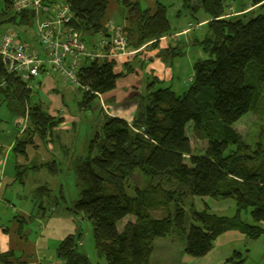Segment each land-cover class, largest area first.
Masks as SVG:
<instances>
[{"label": "trees", "instance_id": "trees-1", "mask_svg": "<svg viewBox=\"0 0 264 264\" xmlns=\"http://www.w3.org/2000/svg\"><path fill=\"white\" fill-rule=\"evenodd\" d=\"M47 1L70 5L71 26L84 41L106 33L110 0ZM236 2L234 14L227 11L226 0H184L188 9H204L212 17L198 41L206 58L194 63L189 86L176 92L152 81L139 96L131 122L106 116L88 155L71 159L80 196L68 211L91 223L95 249L106 264H151L154 241L176 233L186 236L184 252L193 259L208 255L215 240L229 231L251 241L264 236V0ZM121 5L129 8L130 24L124 30L130 48L150 42L157 47L170 34L167 5L158 3L154 13L139 2L122 0ZM32 21L29 12L14 11L12 0H0V23L25 30ZM250 64L261 68L257 86L247 82ZM114 67L115 61L106 59L84 63L78 72L83 109L116 88L125 74L115 73ZM0 84V104L27 120L14 151L26 156L38 147L37 140L54 142L63 119L50 115L19 77L6 73L1 59ZM249 113L262 122L253 144L236 128ZM188 127L193 139L207 142L203 154H194ZM50 169L56 171L54 164ZM205 197L234 200L237 214L230 218L208 208L197 211L194 199ZM158 210L164 211L161 217L153 215ZM243 212H249L252 224L243 221ZM128 216L133 220L118 229ZM82 238L81 231L69 235L57 247L56 263L38 264H92L80 250ZM229 261L244 264L246 259L235 252ZM0 264L28 263L7 251L0 252Z\"/></svg>", "mask_w": 264, "mask_h": 264}, {"label": "crops", "instance_id": "crops-1", "mask_svg": "<svg viewBox=\"0 0 264 264\" xmlns=\"http://www.w3.org/2000/svg\"><path fill=\"white\" fill-rule=\"evenodd\" d=\"M127 1L132 4L139 2L142 8L144 2L151 13H154L158 3L167 5L171 32L169 35L160 38L157 47H153L152 42L147 43L141 47L142 50L137 54L127 58L120 57L115 62V73H124L125 75L117 81L116 88L113 91L101 95L96 101L101 109V125L106 116L118 117L131 122L137 109L139 96L145 92L148 85L150 86L154 80L158 82L156 87L171 86L176 92L183 91L193 79L194 63L198 59L206 58L202 49L198 46L200 38L197 35L199 31L204 32L208 22L212 20L211 15L204 9L198 11L189 9V14L182 19L183 10L181 8H185V3L183 2L180 5V0L177 4H167L162 0ZM118 2L110 0L104 21L105 26L108 21H113L114 16L112 13L119 10ZM233 4L230 5L227 11L235 14L239 6L237 2ZM120 13H122V22H114L126 29L130 24L128 20L129 8L126 9V12L121 11ZM171 15H173V21L170 18ZM85 42L91 48L95 43L94 36L87 38ZM185 58L186 61H184ZM183 72L187 73L188 76L185 77L187 74H183ZM51 75L57 76L54 73L46 72L40 78L39 82L41 87L44 88L43 95L47 97V102L43 101L42 98H39V102L42 103L50 115L63 119L57 129V137L54 142L45 145L37 140L36 146L38 147L29 149L26 156H21L14 151V148L17 139L27 126L26 118L24 120L22 117H17L15 122L18 133H16L15 138L14 136H12L13 138H6L4 135L6 128L3 127V119L0 118V252L13 251L21 262L28 264L56 263V250L59 243L69 235L77 234L81 230L80 223L86 221L83 217L68 211L74 201L68 203L64 196H62L64 198L62 199L64 204L62 210L58 208L59 203L58 205L54 203V206L48 211L42 201L36 203L32 200L34 196L30 198L20 194V188L25 189L29 186L31 194L38 192L42 197L52 195L53 189L56 188V180L52 188L53 183L51 184L48 181L47 175L42 181H39L36 175L43 173L45 170H49L51 173L49 174L53 178L59 174L55 158L65 147L70 145L69 143L72 141L70 132L76 126L75 118L64 110V96L60 88V80L54 81ZM44 79L47 80L44 81ZM59 79L62 80L60 77ZM45 82H48L47 87L43 86ZM51 91L56 92L57 96L51 94ZM53 164L56 169L55 172L50 169ZM71 165L73 167L72 163ZM57 184L59 185L58 190L63 192L64 185ZM46 188L50 192H45ZM42 189L43 191L40 192ZM6 194L9 197L16 195L19 199L25 196V202H23L22 207L17 208L12 201L4 200L3 196H6ZM12 205L15 206L12 207ZM37 206L39 209L36 211ZM10 209H13V211H10ZM126 220L127 218L123 221ZM130 220H133V218ZM166 240L167 237L158 238L154 241V253L157 247L155 243H165ZM247 241L251 240L246 239L245 235L239 231L226 232L215 240L212 251L203 258L193 259L184 252L185 256H183L182 264H233L229 261L231 257H229L230 253L228 252L233 249L228 248V246L235 242L247 243ZM167 249H170L168 245Z\"/></svg>", "mask_w": 264, "mask_h": 264}, {"label": "rangeland", "instance_id": "rangeland-1", "mask_svg": "<svg viewBox=\"0 0 264 264\" xmlns=\"http://www.w3.org/2000/svg\"><path fill=\"white\" fill-rule=\"evenodd\" d=\"M162 1H164V3L167 4H171V3L177 4L179 0H162ZM180 1H181L180 5H182L184 0H180ZM121 2L122 0H119L118 2L119 10H117V12L112 13V15L114 16L113 21H115L116 23L122 22V13L120 12L121 11L126 12V8L121 5ZM233 3H236V0H226L225 5L227 10L229 9L230 5H234ZM142 5L144 9L147 7L144 2L142 3ZM181 9L183 10L182 19H184V17L189 14V9L187 7ZM257 12H261V11H257ZM262 13H264V11ZM170 18L173 21V15H171ZM184 21L186 22V20ZM8 27L9 26L7 24L0 23V35ZM203 34L204 33L202 31H199L197 35L201 39L203 37ZM97 40H98V36L94 35V41L96 42ZM184 61H186V58L184 59ZM260 69L261 68L258 65L255 64L249 65L248 75H247L248 84L257 86L258 77L260 75ZM184 73L185 72H183V74ZM55 75L57 76L54 75L51 76L52 78H54V81L60 80V88L64 96L63 105L66 108V109L64 108V110L68 112L69 115L75 118V123H76L75 129H73L70 132L72 135V141H70L69 143L70 145L68 147H65L55 158L59 170V174L56 177L53 178V176L50 175L51 173L49 172V170H45L43 173L36 175L39 178V181L40 180L42 181L45 178V175H47L48 181L51 184L53 183L52 188L55 183L54 181L56 180V185H55L56 188L53 189L55 193L53 191L50 197L47 196L42 197L38 194V192H34L33 194H31L29 186L25 187V189H21L19 187L20 194L29 196L30 198L34 196L32 197V200L36 201V203H40L42 201L44 203L45 208H47L48 211L51 209L52 206H54L53 205L54 203L56 205H58V203L60 204L58 205L59 210L63 209L62 206H64V204H63L62 196L65 197L68 203H71L79 198L80 189L77 186V176L71 165L72 163L71 159L74 155L75 157L76 156L86 157L88 155L90 142L93 139L95 132L99 129L102 123V115L100 113L101 109L99 107L98 102H94L92 108L90 109L87 110L83 109V107L81 106V102L83 100L82 92L77 87H71L62 79L63 82L67 85L66 86L62 82V80L59 79L60 76L58 74ZM187 76L188 74L185 77ZM45 80L47 79H44V81ZM47 83L45 82L43 86L47 87L48 86ZM43 90L44 88L41 87L40 89L33 91V94L35 95V99L37 101L39 100V98H42L43 101L47 102V97L43 95ZM51 94L57 96L56 92L51 91ZM0 118L3 119V127L6 128V130L4 131V135L6 136V138H13L12 136H14L15 138L16 133H18L17 132L18 127L15 122L17 117L10 112L6 104L0 106ZM261 125L262 122L260 118L254 113H249L236 124V128L249 143L253 144L255 141H257V137L259 135L258 133L261 129ZM188 135L190 136L192 141L194 154L195 155L203 154V152L206 149L207 142H198L195 139H193L192 129L190 127H188ZM263 146H264V139H263ZM135 180L139 182L138 178ZM57 183H61L64 185L63 192L61 190H58L59 188L57 187H59V185ZM3 194L4 192L2 193V195ZM3 197L5 201L8 199L9 201H12L16 205V206L12 205V207L15 206L17 208H20L22 207L23 202H25L24 200L25 196L19 199L16 197V195L13 197H9V195L6 194V196ZM193 202H194V207L197 211H203L208 208L209 209L208 211L212 214L222 217H230V218L234 217L237 214L236 203L232 199L215 200L212 198L205 197V198H195ZM38 209L39 208L37 206L36 211ZM10 211H13V209H10ZM163 213H164L163 210H158L153 212V215L155 217H161ZM132 218H133L132 216H128L125 222L123 221L121 223H118V229L123 230V227L125 225L124 223H126ZM242 219L248 224L253 223L249 215V212H243ZM190 223L191 222L188 220L186 223V230L189 229ZM80 228H81L80 231L83 233V238L80 242L81 252L85 253L88 256L92 264H106L105 259L99 257L95 249L93 227L91 223L88 220H86L80 223ZM164 242L165 243H158V242L155 243V246L157 244V247L155 253L153 254L151 264H182L184 258L183 256H185L184 248L186 243V236L181 233H176L174 235H171L170 237H167V240ZM167 245L170 249H167ZM228 248L233 249L228 251L230 253L229 257H232L235 252L242 253V257L246 259L244 264H264V236L257 241H247V243L235 242L231 246H228ZM239 259H240L239 257H236L235 261L237 262Z\"/></svg>", "mask_w": 264, "mask_h": 264}, {"label": "built area", "instance_id": "built-area-1", "mask_svg": "<svg viewBox=\"0 0 264 264\" xmlns=\"http://www.w3.org/2000/svg\"><path fill=\"white\" fill-rule=\"evenodd\" d=\"M17 13L32 15V24L25 30L9 26L0 35V59L6 73L13 74L31 92L41 88L43 73L58 74L71 87L79 88L78 72L90 59L117 61L141 49L129 47L125 30L110 20L105 32L90 48L81 32L71 26L70 5L47 0H12ZM1 86V84H0Z\"/></svg>", "mask_w": 264, "mask_h": 264}]
</instances>
